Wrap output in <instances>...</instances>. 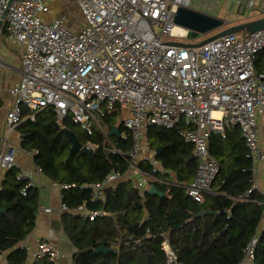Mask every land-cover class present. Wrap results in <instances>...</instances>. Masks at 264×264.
<instances>
[{
	"label": "built area",
	"instance_id": "obj_1",
	"mask_svg": "<svg viewBox=\"0 0 264 264\" xmlns=\"http://www.w3.org/2000/svg\"><path fill=\"white\" fill-rule=\"evenodd\" d=\"M193 1L75 0L82 25L73 32L60 18L44 21L45 0H14L3 28L7 40L23 47V53L20 81L9 91L13 104L5 116L6 136L45 109L53 111L59 124L70 117L80 126L95 125L103 132L97 113L122 112L126 117L121 122L131 132L133 143L128 153L131 174L126 177L134 179L143 192V187H149L148 177L137 168L138 162L147 159L162 171L155 151L143 143L148 129H171L185 119L190 125L184 135L197 161L195 176L186 189L189 198L201 202L219 173L208 149L213 133L239 128L254 177L264 172L259 169L264 166V150L258 122L264 119V72L255 68L258 55L264 53V30L226 35L196 48L173 45L197 43L188 42L189 32L174 24L177 8H189ZM216 1L200 3L211 8ZM7 4L8 0H0V19ZM85 148L92 152L96 146L88 143ZM18 151L6 137L0 140V174L14 167ZM19 177L35 186L28 174ZM123 177L113 170L101 183L84 187L91 189V200L103 202L105 189ZM53 185L61 191L68 188ZM257 188L254 181L252 189ZM60 211L90 221L100 214L85 204L70 211L62 203ZM255 246L253 238L239 264L252 262ZM161 250L166 264L176 261L167 242ZM32 256L53 263L61 259L58 247L46 240L38 242Z\"/></svg>",
	"mask_w": 264,
	"mask_h": 264
},
{
	"label": "trees",
	"instance_id": "obj_2",
	"mask_svg": "<svg viewBox=\"0 0 264 264\" xmlns=\"http://www.w3.org/2000/svg\"><path fill=\"white\" fill-rule=\"evenodd\" d=\"M197 37L188 33V39ZM255 68L264 72V53L258 55ZM100 120L105 133L95 125L84 129L70 117L59 124L53 111L45 109L34 121L16 128L20 149L34 153L41 174L52 183L68 186L61 191L62 203L70 211L85 204L88 210L100 212L92 221L78 214L62 215L64 232L75 249L72 264H166L163 242L176 255L173 264H239L253 238L256 246L250 264H264V192L252 189V159L237 127L210 136L209 154L218 163L219 173L210 192L197 202L186 194L197 167L196 160L185 164L194 150L184 135L190 125L187 120L161 132L150 127L146 134L153 151L163 147L154 156L162 171L147 159L140 160L137 168L147 175L149 186L164 193L162 198L141 192L126 177L132 135L117 113L102 111ZM62 128L73 132L83 146L89 143L96 149L90 155H69L71 143ZM114 128L118 134L111 136ZM113 170L124 177L105 189L103 202L91 200V189L84 186L101 183ZM19 174L14 166L4 172L1 182L0 257L6 255L4 264L27 263L30 251L21 244L34 229L39 207V189ZM206 211L214 214L195 217ZM99 247L108 253L95 254ZM32 264L59 262L33 258Z\"/></svg>",
	"mask_w": 264,
	"mask_h": 264
},
{
	"label": "crops",
	"instance_id": "obj_3",
	"mask_svg": "<svg viewBox=\"0 0 264 264\" xmlns=\"http://www.w3.org/2000/svg\"><path fill=\"white\" fill-rule=\"evenodd\" d=\"M45 2L47 11L42 14L44 21L48 22L53 18H60L64 21V26L70 31L77 32L81 29L82 17L75 0H45ZM193 3L189 8L200 12L204 11L206 14L222 20L225 27L264 18V0H217L215 6L211 8L210 6H202L200 0H195ZM22 53L23 47L7 40L2 24L0 28V139L6 137L12 145L19 148L15 156L14 166L19 170V173L29 175L33 185L39 189L40 194L34 229L21 245H25L30 249L26 264H32V253L38 242L42 240L52 242L58 247L61 253L59 264H72L75 249L68 240L62 226L64 212L60 211L62 205L61 190L41 174L34 163L31 155L33 153L28 155V152L20 149V138L16 130L6 136L5 116L11 110L13 104L9 91L20 81ZM258 122L260 125V144L264 150V119L259 118ZM259 169L264 171V166H260ZM3 175L4 173L0 174V186ZM254 179L258 189L264 192V172L257 173ZM44 209L48 212L43 211ZM5 256L0 257V264H4Z\"/></svg>",
	"mask_w": 264,
	"mask_h": 264
},
{
	"label": "water",
	"instance_id": "obj_4",
	"mask_svg": "<svg viewBox=\"0 0 264 264\" xmlns=\"http://www.w3.org/2000/svg\"><path fill=\"white\" fill-rule=\"evenodd\" d=\"M14 2V0H8V4L4 15L0 19V28L4 22V16L10 7V5ZM174 24L180 28L185 29L187 32H191L200 36H206L205 39L195 43V44H178L172 43L173 45H178L182 47H191L196 48L200 47L204 44H207L211 41H214L220 37L230 35V34H254L256 32L264 30V18L242 23L239 25H235L232 27H225L224 22L216 17L210 16L208 14H204L193 9L187 7H178L175 15H174ZM158 131H163L161 126L157 127ZM61 132L66 135L68 140L71 143V148L69 155L79 152L80 154H87L90 155L91 152L85 148L82 144L79 143L75 134L65 128L61 129ZM118 129L114 128L110 135H117ZM163 150V147H158L155 150V155H159L160 152ZM191 161H195V156L192 154L186 161L185 164H188ZM1 188V186H0ZM143 192L146 191L149 195H156L160 198L164 197V193L159 192L154 186H149L148 188L143 187ZM4 213V211H0V214ZM203 214L212 215L214 213L210 211H206L205 213L199 212L195 217H201ZM95 254L103 253L107 254L108 249L104 247H99L94 250Z\"/></svg>",
	"mask_w": 264,
	"mask_h": 264
},
{
	"label": "rangeland",
	"instance_id": "obj_5",
	"mask_svg": "<svg viewBox=\"0 0 264 264\" xmlns=\"http://www.w3.org/2000/svg\"><path fill=\"white\" fill-rule=\"evenodd\" d=\"M197 36H198L197 38H194V39H193V38H189L187 41H188V42H199V41L205 39L206 36H209V34H208V35H205V36H200V35H197ZM100 113H101V111H100L99 113H97V116H98L99 121H100V123H101V120H100ZM123 117H125V115H124L122 112L117 113V118H118L119 120L122 119ZM81 127L85 129V127H83V126H81ZM147 141H148V140L145 139V140L143 141V143L146 144V143H148ZM130 174H131V173H129L127 176H129ZM134 181H135V180H134Z\"/></svg>",
	"mask_w": 264,
	"mask_h": 264
},
{
	"label": "bare ground",
	"instance_id": "obj_6",
	"mask_svg": "<svg viewBox=\"0 0 264 264\" xmlns=\"http://www.w3.org/2000/svg\"><path fill=\"white\" fill-rule=\"evenodd\" d=\"M176 32H177V33H180L181 31H180V29L177 28V29H176Z\"/></svg>",
	"mask_w": 264,
	"mask_h": 264
}]
</instances>
